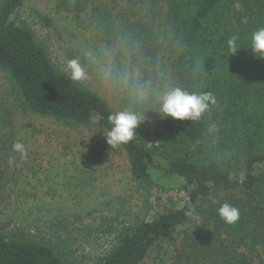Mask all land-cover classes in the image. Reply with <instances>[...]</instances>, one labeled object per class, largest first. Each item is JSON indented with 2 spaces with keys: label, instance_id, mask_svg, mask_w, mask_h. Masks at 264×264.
<instances>
[{
  "label": "trees",
  "instance_id": "16d2710c",
  "mask_svg": "<svg viewBox=\"0 0 264 264\" xmlns=\"http://www.w3.org/2000/svg\"><path fill=\"white\" fill-rule=\"evenodd\" d=\"M23 1L0 2V70L33 114L76 127L96 124L108 133V117L115 112L92 90L55 70L35 33L18 21ZM163 4L165 24L155 28L157 0H135L131 18L121 15L124 26H106L126 48L121 61L133 73H145L147 92L164 88L162 73L168 65L170 89L210 92L215 103L198 121L160 117L152 127L147 116L144 120L149 109L131 104V112L142 117V128L119 145L131 179L145 189L155 186L154 173L176 179L186 200L155 220L125 227L95 264H142L153 247L178 230L182 236L168 264H264V58L251 50L252 33L264 27V0ZM233 36L238 50L230 54L227 41ZM128 82L137 91L133 80ZM2 131L0 152L6 143ZM223 203L239 209L237 222L221 219L217 209ZM189 205L197 220L185 215ZM0 264L83 263L44 239L0 231Z\"/></svg>",
  "mask_w": 264,
  "mask_h": 264
},
{
  "label": "rangeland",
  "instance_id": "374dc122",
  "mask_svg": "<svg viewBox=\"0 0 264 264\" xmlns=\"http://www.w3.org/2000/svg\"><path fill=\"white\" fill-rule=\"evenodd\" d=\"M134 2L24 0L18 21L35 33L58 73L70 78L65 65L77 60L85 79L74 82L106 100L115 113L131 111V104L148 108L144 120L147 116L146 124L152 127L162 117L159 96L170 89V68L163 69L164 88L147 92L145 73H133L121 61L126 48L111 34L114 29L106 27L124 26L121 15L131 18ZM157 4L154 28L165 24L163 0ZM130 79L137 91L128 87ZM0 129L6 134L0 152V231L17 238L44 239L71 260L95 264L125 227L155 220L161 211L179 208L186 200L176 179L154 173L153 188L135 183L124 150L111 147L107 132L96 124L76 127L30 112L1 70ZM16 142L24 144L26 156L13 150ZM12 157L15 162L10 164ZM181 236L178 230L153 247L142 264H168Z\"/></svg>",
  "mask_w": 264,
  "mask_h": 264
},
{
  "label": "clouds",
  "instance_id": "9594fccd",
  "mask_svg": "<svg viewBox=\"0 0 264 264\" xmlns=\"http://www.w3.org/2000/svg\"><path fill=\"white\" fill-rule=\"evenodd\" d=\"M237 39L236 36H233L227 41L230 54H234L238 50ZM251 50L254 56L264 58V27L252 33ZM65 71L73 81L82 82L85 79V72L75 59L67 61ZM159 103V111L163 118L171 117L180 121H198L202 114L210 108V105L215 103V98L210 92L189 91L177 86L160 95ZM108 119L111 123V129L106 134L107 143L113 147L127 143L134 138L142 117L131 111H121L111 114ZM13 150L20 153L22 157L26 156L24 144L21 142L14 143ZM14 162L15 157L9 159L10 164ZM217 211L226 223L232 224L239 219V209L228 203H223ZM185 215L192 220L198 219V214L191 205H189Z\"/></svg>",
  "mask_w": 264,
  "mask_h": 264
}]
</instances>
